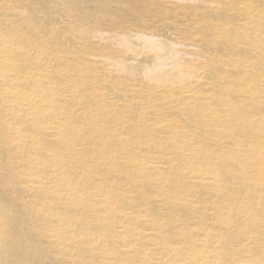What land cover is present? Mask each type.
<instances>
[{
    "label": "bare ground",
    "instance_id": "bare-ground-1",
    "mask_svg": "<svg viewBox=\"0 0 264 264\" xmlns=\"http://www.w3.org/2000/svg\"><path fill=\"white\" fill-rule=\"evenodd\" d=\"M0 264H264V0H0Z\"/></svg>",
    "mask_w": 264,
    "mask_h": 264
}]
</instances>
